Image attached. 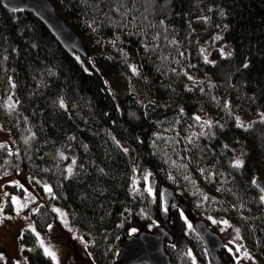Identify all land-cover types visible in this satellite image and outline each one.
Segmentation results:
<instances>
[{
	"label": "trees",
	"instance_id": "obj_1",
	"mask_svg": "<svg viewBox=\"0 0 264 264\" xmlns=\"http://www.w3.org/2000/svg\"><path fill=\"white\" fill-rule=\"evenodd\" d=\"M51 1L88 59L0 0V125L16 144L0 146V174L25 170L51 189L32 215L37 232L60 205L95 264H114L127 238L154 224L172 236L170 264H206L201 239L162 202L169 186L213 227L235 226L251 248L248 264H264L255 185L264 183V0ZM71 147L75 160L65 155ZM147 173L153 195L134 188ZM19 240L29 264H55L34 231ZM219 256L234 264L227 249Z\"/></svg>",
	"mask_w": 264,
	"mask_h": 264
},
{
	"label": "rangeland",
	"instance_id": "obj_2",
	"mask_svg": "<svg viewBox=\"0 0 264 264\" xmlns=\"http://www.w3.org/2000/svg\"><path fill=\"white\" fill-rule=\"evenodd\" d=\"M220 46H222V44H220ZM208 49H210V47ZM9 104L14 105L12 102H9ZM240 118L241 120H247V122L255 120L254 116L246 114ZM0 146H4L10 151L16 150V144L13 138L1 125ZM151 179L154 180V177H151V175L147 173L144 179L138 178L135 180L134 188L136 190H149L153 195L157 191L154 190V183L153 187L149 188ZM6 184H21L24 187L23 194L9 196L5 190ZM46 189H49L47 185L39 187L25 170H19L17 173L3 171L0 174V255L3 258L4 264H29L19 240L20 234L26 229H30L38 235L40 245L45 255H47L45 249H48L54 254V258L50 255L47 256H49L55 264H95L92 255L87 249L85 239L70 225L68 213L62 206H52L53 210L56 212L57 218L46 230L37 232L35 229L32 215L40 205L46 202L49 194V191ZM174 193L177 196H182L184 199V206H180L178 210L188 227L194 230V222L204 220L208 227L213 229V231L221 237L225 249L232 253L234 264L237 262L248 264L251 248L248 243L243 240L235 226L231 223L219 222L216 228L213 227L210 221L194 214L193 210L188 207L186 198L178 190L174 189ZM159 195L162 198V188L159 190ZM9 201L14 206L11 213L5 211V205ZM214 221L215 219H213V222ZM157 227L160 226L154 224L149 232H155ZM136 233L137 231L133 232V234ZM70 256H72L73 259L71 262L69 260ZM206 264L214 263L208 257Z\"/></svg>",
	"mask_w": 264,
	"mask_h": 264
},
{
	"label": "water",
	"instance_id": "obj_3",
	"mask_svg": "<svg viewBox=\"0 0 264 264\" xmlns=\"http://www.w3.org/2000/svg\"><path fill=\"white\" fill-rule=\"evenodd\" d=\"M2 4L9 10H23L30 12L38 19L55 41L69 55L77 54L88 59L90 52L82 38L60 16L51 0H2ZM77 149L74 147L66 150L65 155L70 160L77 157ZM151 179L149 186L153 187ZM255 185L264 195V183L257 179ZM162 199L166 208L184 206L182 196H177L174 189L169 186L162 187ZM194 231L201 239L208 257L214 264H225L218 252L224 248L221 237L208 227L204 220L194 222ZM172 236L162 226L155 232L141 231L131 234L121 247L114 264H170V256L164 250L165 241H171ZM236 264H246L237 262Z\"/></svg>",
	"mask_w": 264,
	"mask_h": 264
},
{
	"label": "snow or ice",
	"instance_id": "obj_4",
	"mask_svg": "<svg viewBox=\"0 0 264 264\" xmlns=\"http://www.w3.org/2000/svg\"><path fill=\"white\" fill-rule=\"evenodd\" d=\"M240 163L241 162L238 161L236 166H240ZM69 171H71V169H69ZM46 190L49 191V192L51 191L50 188L49 189H46ZM45 252H46L47 255L53 256V258H54V254L51 251H49L48 249H45Z\"/></svg>",
	"mask_w": 264,
	"mask_h": 264
},
{
	"label": "flooded vegetation",
	"instance_id": "obj_5",
	"mask_svg": "<svg viewBox=\"0 0 264 264\" xmlns=\"http://www.w3.org/2000/svg\"><path fill=\"white\" fill-rule=\"evenodd\" d=\"M161 196H162V195H161ZM162 202H163V199H162ZM163 204H164V203H163ZM179 207H180V206H177V207H175V208L178 209ZM182 207H183V206H182ZM218 254H219V252H218ZM69 260H70V261L73 260V259H72V256L69 257ZM213 263H214V262H213ZM235 264H236V263H235Z\"/></svg>",
	"mask_w": 264,
	"mask_h": 264
}]
</instances>
